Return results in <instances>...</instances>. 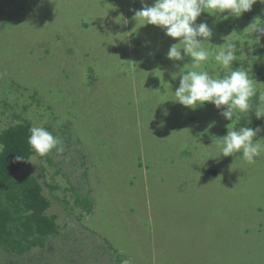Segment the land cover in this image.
Here are the masks:
<instances>
[{
	"label": "rangeland",
	"instance_id": "rangeland-1",
	"mask_svg": "<svg viewBox=\"0 0 264 264\" xmlns=\"http://www.w3.org/2000/svg\"><path fill=\"white\" fill-rule=\"evenodd\" d=\"M143 6L0 0V133L29 121L64 145L19 170L41 184L57 232L23 252L0 243V264H264V152L255 164L216 157L227 128L264 129V118L231 122L173 93L181 73L226 75L214 56L235 43L233 67L253 79V110L264 107V35L251 33L264 5L226 19L203 12L197 23L213 36L200 69L167 58L179 38L144 25ZM254 139L264 145V131Z\"/></svg>",
	"mask_w": 264,
	"mask_h": 264
},
{
	"label": "clouds",
	"instance_id": "clouds-1",
	"mask_svg": "<svg viewBox=\"0 0 264 264\" xmlns=\"http://www.w3.org/2000/svg\"><path fill=\"white\" fill-rule=\"evenodd\" d=\"M141 2L144 6L141 10L135 11V17L145 21L144 25L151 24L161 28L171 38H179L178 42L169 48L167 58L183 61L186 56H190L193 69H200L210 55L206 45L211 43L213 31L206 22L197 23V18L203 12L219 17L227 10V15L223 17L226 19L229 16L240 17L242 13L250 11L257 2L264 5V0H153L151 6L144 0ZM122 22L128 23L126 19ZM253 32L264 35V26H261V23H252L251 33ZM235 52V43H229L214 56L215 61L227 71L224 76L216 72L210 73L208 70H191L179 74V87L173 92L176 98L174 101L193 110L203 107L206 102L212 103L219 114L231 122L234 119L240 121L237 113L254 112L257 119L264 118V107L258 105L253 110L251 104V98L256 96L257 89L250 78V73L233 67V61H237ZM176 75L174 73L173 78ZM260 100L264 102V95L260 96ZM167 114L165 111L164 115ZM248 123L251 121L248 120ZM163 124L164 121H161L160 126ZM227 129V134L216 141L219 147V155L216 157H220L221 154L230 156L240 153L248 164H255L256 158L264 152V145L260 143L261 139L254 137L264 129L259 126L256 128L245 126L238 130L237 127ZM29 132L28 144L39 156L44 157L52 150L57 153L64 151L62 139L54 136L43 126H33ZM2 150L0 146V151ZM209 158L213 157L206 155L202 163ZM15 161L32 162L30 157L22 155L15 156Z\"/></svg>",
	"mask_w": 264,
	"mask_h": 264
},
{
	"label": "trees",
	"instance_id": "trees-1",
	"mask_svg": "<svg viewBox=\"0 0 264 264\" xmlns=\"http://www.w3.org/2000/svg\"><path fill=\"white\" fill-rule=\"evenodd\" d=\"M31 127L25 121L0 133V243L17 252L42 244L58 227L56 216L46 213L51 202L35 175L30 169L19 174L29 162L15 161L17 155L34 153L28 144Z\"/></svg>",
	"mask_w": 264,
	"mask_h": 264
}]
</instances>
